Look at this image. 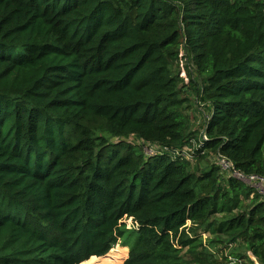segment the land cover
<instances>
[{
  "label": "trees",
  "instance_id": "16d2710c",
  "mask_svg": "<svg viewBox=\"0 0 264 264\" xmlns=\"http://www.w3.org/2000/svg\"><path fill=\"white\" fill-rule=\"evenodd\" d=\"M234 172L264 178V0H0V264H201L200 227L264 264Z\"/></svg>",
  "mask_w": 264,
  "mask_h": 264
},
{
  "label": "rangeland",
  "instance_id": "374dc122",
  "mask_svg": "<svg viewBox=\"0 0 264 264\" xmlns=\"http://www.w3.org/2000/svg\"><path fill=\"white\" fill-rule=\"evenodd\" d=\"M184 66H185V62H183L180 65L178 64L176 67L177 71H179V69L182 70L183 68H185ZM186 91H188V88L186 89ZM186 91H184V97L188 98L190 101V107L188 108L189 110L187 112L188 118L191 122L190 132H194L195 135H197L199 131V127L202 125L201 123L202 113L205 115L204 105L201 104L202 102L197 100V96L193 90L188 92ZM151 149L152 148H148V149L146 148L148 153H151ZM186 151L188 152L187 149ZM210 163H211L210 160H206L200 164V168L207 169ZM195 164L196 163H194V165ZM196 166H199V164L197 163ZM225 217L226 215L223 216L217 215L211 217L209 221H212L217 226L218 223ZM126 224L128 229H131L133 227L131 220H127ZM188 226H190V224H188ZM198 234L202 239V244H203L201 250L198 252L199 259L203 261V263L201 264H231L230 260L228 259V256L231 255L232 252L234 253V255L245 257L244 259L246 261L245 262L246 264H261V261L252 252L248 250L246 243H240V245H237V247L235 248L233 247L232 249H229V247H227V245L225 244L227 242H220L218 237L214 235L211 230L205 231L204 228L200 227L198 230ZM111 252H115V254L111 255L112 254ZM111 252L106 256L102 257L104 259L100 260L99 262L101 264L103 262L110 263L112 262L111 260L113 259L114 261H120L117 262L118 264H122L121 260L124 257L125 258L123 261L124 264L125 261L129 258L130 248L128 246H124L122 243H119L111 250ZM201 253L205 255L204 259L202 258ZM206 254H208L213 260L209 259L208 256H206ZM107 256H110L111 258H108ZM185 257L186 260L189 261L191 264H200V262H198V259L190 255L189 253H185Z\"/></svg>",
  "mask_w": 264,
  "mask_h": 264
},
{
  "label": "built area",
  "instance_id": "2783aa9c",
  "mask_svg": "<svg viewBox=\"0 0 264 264\" xmlns=\"http://www.w3.org/2000/svg\"><path fill=\"white\" fill-rule=\"evenodd\" d=\"M151 152H153V149H151ZM189 155V154H188ZM220 166L222 167V169L226 172V173H231L233 170V166L231 163H229L228 161H226L225 159H221L219 162ZM235 177L240 180L243 181L245 183H248L250 185H252V187L254 189L257 190L258 194L264 198V178L258 177V176H250V177H246L243 174L240 173H235ZM233 245H231L230 248H232ZM228 259L230 260L231 264H246L245 259L244 258H237L235 256H228Z\"/></svg>",
  "mask_w": 264,
  "mask_h": 264
}]
</instances>
